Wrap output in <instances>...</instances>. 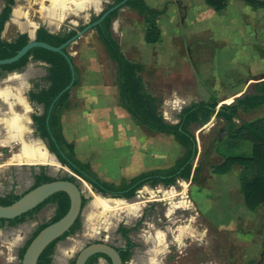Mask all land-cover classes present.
I'll list each match as a JSON object with an SVG mask.
<instances>
[{"label": "rangeland", "instance_id": "374dc122", "mask_svg": "<svg viewBox=\"0 0 264 264\" xmlns=\"http://www.w3.org/2000/svg\"><path fill=\"white\" fill-rule=\"evenodd\" d=\"M109 1L111 3L113 2V0ZM110 2H103L100 9L102 10L104 8L107 10V7L111 6ZM123 7L122 14H124V18H127L131 24L127 29L125 38H121L120 34L127 25H122L123 27H119V29L117 28L114 33L115 37L121 45H124L126 57H128V59H133L135 62H144L146 64L147 67L140 75L142 79L147 82L151 92L169 100L171 104L173 103L172 113H169V110H165V102L161 107L168 122H176L181 110L193 102L216 99L218 101V107L226 104L223 101L233 96L231 90L226 91L228 82L231 88L235 89L240 83L247 81L254 82L259 78L250 75L251 73H249V70H245L248 65L247 62L251 64V60H247V62L243 61L239 51L236 52L235 55L234 50H236V46L234 45L231 47L229 43L222 46L223 48L217 44H210L205 49L203 46H198L199 39L197 40V38L193 36V32H189V42L188 45H186L188 47L186 48L185 55L181 52L183 48H181L179 43L174 45L176 46L174 50L171 40L169 42L167 40L171 38L169 36L174 32L172 28L175 27V23L169 22L167 17L161 22L163 31L165 32L163 34L164 42H159L157 45L146 43L144 39L146 34L144 27L145 23L143 22L144 17L133 16L132 13L126 9L127 7ZM217 24L218 21H214L213 25ZM229 28L236 29L234 25H230ZM95 30L94 28V31ZM87 33L88 31L85 34ZM228 37H231V35H228ZM87 38V40L92 42L93 39L91 35ZM183 39L186 41L185 37H183L182 40ZM202 39L200 41H202ZM177 40L180 41L181 38H177ZM183 45L185 46V42ZM75 48H79V53L73 57L75 66L79 68L80 85L72 88L70 107L64 109L61 113L63 131L65 127L73 136L76 135V133L78 134L79 131H82V134L80 132L82 137L86 136L90 139L91 143H94L95 133L100 131L105 135V138L103 137V142L112 145V150L113 144L118 146L120 142L126 140V142H130L133 153L138 155L139 152L136 150L137 153H135V148L137 149L140 143L143 144L146 141L147 137L144 133L140 135L132 131L133 136L127 141V139L122 137L119 131H117V124H115L114 128L112 126L108 127L107 124H103L105 120L97 114H91L87 120L78 125V123H81V121H79L80 119L86 118L83 117V115L87 116L90 109H96L98 107L99 99L91 94L96 88L94 83L97 78H101V81L105 83L104 89L107 91L108 102L110 103L108 105L111 107L114 105L118 108L119 104L116 95V63L112 61L101 48L94 53V56H90L82 41L74 48H70V51ZM221 48L222 51H220ZM208 55H211V57ZM235 56L237 58L240 57L243 63L236 61L234 65ZM243 56L244 55H242V57ZM91 61L99 64L98 70L94 69L95 66L91 68ZM253 72L255 74V71ZM210 87L212 88L210 89ZM254 91V86H252L247 90V93L251 94L254 93ZM26 93L27 92L24 91L25 98H27ZM21 101H15L16 109L14 108V110L18 113L27 112L30 132L37 138L39 136L38 134L34 135L32 114H42L44 111L43 107L38 104L30 103L29 99L26 100L27 103L25 100ZM240 112L242 111H239L235 117L237 125L263 116L264 107L262 109L252 110L248 113ZM193 130L198 144V154L194 161V169L198 164L202 165V170L198 176V182L193 179H178L174 185L170 186L159 184L153 187L149 184H145L137 192L141 199H143L140 203L137 202L138 208L136 207L132 212L122 209L126 212L128 217L131 214L129 218H134L133 220L127 219L125 213L119 214L121 211L120 209L107 210V208L105 209V206H103L105 204L99 207L94 205L93 201L96 202V204H98L97 201L99 200L101 202L104 201V203L106 201L114 202L113 200H117L116 198L118 197H113L111 195L101 196L100 192L94 189L89 182L83 178L78 179V184L81 186L83 194L88 199L84 206V213L81 216L82 226L79 230H76L56 244V259L63 258L65 264H72L83 246L100 238L111 241L119 246L123 243L122 235L118 232L119 225L121 223H134L135 220L142 218L145 209L149 210L148 219L146 218L144 223L139 225L136 232L134 231L132 233L133 240L139 244L142 243L143 245L148 232L155 233L165 226L171 228L170 224L172 222L175 223L176 227L187 226L190 228L194 225L197 228L195 232L196 237H203L205 233L206 239L210 240L208 244L199 243L200 245L195 249L189 246V248L186 249V251L190 252L188 254L185 252L178 253L175 246H169L170 248L167 255H163V258L158 261L159 264H240L245 257V253H250V251L254 250L251 247V239H248V237L252 236L255 240L261 238L259 241L262 244L264 241V229L258 228L257 224L255 225L253 222L260 223L263 226L264 204L253 213H248L244 210L236 213L235 216L238 217V220L243 222V227H245L244 231L243 228L226 229V233L221 236L219 235V230L205 228L206 225L204 222L207 220L203 213L201 211V213H199L197 210V206L199 207L200 203L203 204L202 199L200 196H196L197 190L201 191L203 185L208 186L206 190H209L208 194L211 195V201L214 203H210L214 216L222 215L224 210H228V212H224L222 216L228 217L229 219L233 207L231 206L232 203H235L237 208L240 206L243 207V205L240 196L241 193L240 195H232V202H229L230 198L228 199V196L226 197L225 189L220 187L222 183L220 184L219 180L217 181L212 178L213 174H217L213 172V166L220 163L223 159L221 155L216 152L217 144L223 141L222 145H227L228 143V128L225 121L213 116L211 121L205 126L199 128L195 125ZM154 137L158 138V140H162L165 146L169 148L171 146L173 150L171 154L166 155L167 159L164 160V167L172 164L176 157L184 152V149L177 144L174 138L160 135H154ZM68 141L75 147L77 136L74 140ZM43 146V150L45 151L47 147L45 144H43ZM22 147L23 142L20 139L11 140L9 142L0 141V196H5L11 192L14 194H23L33 186L34 175L32 171L38 170V167L41 165H31L30 163L22 162L25 160L22 154ZM178 148L180 149L178 150ZM19 157H21V159ZM77 157L80 159L78 155ZM155 161V159H150V157H148L147 166H156L153 165ZM56 166L54 165L51 167L56 168ZM13 172L17 173L18 182L16 186H13L14 183L11 181L12 179L10 177ZM47 172L54 177H59L68 174L70 169L68 168V170H66L64 167H57L56 170H51L49 166ZM194 182H196V184ZM190 185L193 186L192 197L195 199L200 198V203L199 200L198 203L196 200L192 201V197L188 196ZM149 200L155 201L150 202ZM216 202L222 207V212L215 209L214 206H218L215 205ZM194 203H196L197 206ZM92 204L94 205L93 208ZM149 204H152V206H149ZM207 207H209V205ZM56 212L57 204L55 202H48L32 215L27 216L24 222L13 226L8 223L6 227L1 228L0 264H21L22 250L29 239L43 224L51 222ZM226 214L228 216H226ZM130 221L132 222L130 223ZM107 224L112 225L106 227ZM96 231L98 233H95ZM169 235V238L174 239V233L173 235L172 233ZM263 249L264 248H261V250L257 252L260 253ZM141 250L142 248L137 249L139 252ZM254 251L256 252V250ZM257 258L258 257H256L255 260H257ZM255 260L247 264H255Z\"/></svg>", "mask_w": 264, "mask_h": 264}, {"label": "crops", "instance_id": "0c3cea01", "mask_svg": "<svg viewBox=\"0 0 264 264\" xmlns=\"http://www.w3.org/2000/svg\"><path fill=\"white\" fill-rule=\"evenodd\" d=\"M145 1L154 9L162 10L166 8V12L161 16H159L157 20L159 27L161 29V39L160 41H158L157 43H153L152 45H157L159 42L162 41L164 42L163 34L165 32L163 31L161 22H163L162 20L167 17V19H169L168 20L169 22L175 23V27L172 28L174 32L169 36L171 38L167 40L168 42L171 40L174 50L176 47L174 45L176 43H179L181 48H183L181 52L185 55L186 48L188 47L186 45H188L189 42L188 33L193 32L192 33L193 36L196 37L197 40L199 39L198 46H203V48L206 49V47L210 44H214V45L217 44L222 47L225 46V44L229 43L231 47H233L234 45L236 46V50H234L235 55L236 52L239 51V54L241 55L243 61L247 62V60H251V64L247 62L248 65L245 70H249L250 71L249 73H251L250 75H254L259 78L257 79V81L254 82L247 81L240 83L237 85V88L235 89L231 88V85L228 82L226 91L231 90L233 96L223 101L226 104H230L237 97L247 94V90L250 87L264 80V8L251 5L245 2L244 0H229L227 7L220 12L216 11L213 7L208 5L205 0H145ZM103 2L109 3L110 1L109 0H13L12 11L9 19L5 23V28L2 32V37L7 41H14L21 34H27L29 37H31L37 35V30L40 27H44L49 32L55 34L65 33L73 29H79L93 22L95 18L100 16V14L105 10L104 8L102 10L100 9L101 4ZM5 4H6L5 0H0V12ZM114 4H116L115 0H113L111 5ZM125 7H127L126 9L129 12H131L133 16H139L141 18L143 17L137 11L132 10L129 6H124L123 8ZM123 15L124 14H122V7H121L117 18L113 20L111 25V31L114 37H115L114 33L117 28L119 29V27L120 28L123 27L122 25L124 26L127 25V27H125V29H123V31L120 34L121 38L122 37L125 38L127 29L131 24V22H129L127 18H124ZM214 21H218V24L213 25ZM143 22L145 23V18ZM230 25L232 26L234 25V28L236 27V29L233 28L230 29L229 28ZM144 27L146 31L148 27L146 23ZM84 34L81 37H79L77 41L73 42L69 46L68 51L71 53L72 56H76V54L79 53L78 51L79 48L78 49L75 48L72 51H70V48H74L80 41L84 43V47L86 48V51L90 54V56L91 55L94 56V53H96V51L99 48L103 49L104 53H106L103 44L98 38L97 30L94 31L93 28L91 30H88L87 34L85 35ZM89 35L92 36L93 39L92 42H90V40H87L88 39L87 37ZM228 35H231V37H228ZM183 37L186 38V41L184 39L182 40ZM177 38H181V40L178 41ZM201 39L202 41H200ZM184 42H185V46L183 45ZM222 48L220 49V51H222ZM121 49L123 53L126 55L123 44L121 45ZM106 55L108 54L106 53ZM242 55L244 56L242 57ZM208 56L211 57V55ZM208 56L206 57L209 58ZM236 61L242 62L240 60V57L237 58L235 56L234 65ZM141 63L145 65V68L147 67L144 62ZM90 65L91 68L95 66L94 69L98 70L99 67L98 63H94L91 61ZM49 67L50 65L48 63L31 57L27 65L21 70L0 71V91H1L0 94L3 93L4 95H7L6 98L8 99V102H11L12 98L13 100L17 99L18 101L25 100L26 102L27 99H29L30 101L31 100L30 91L35 89L37 85L42 87L47 84L45 81V77L48 74ZM253 71H255V74ZM20 78L24 79V87L22 90H20V86L18 84L19 80H21ZM78 85H80V82ZM94 86L96 88L94 89V91L92 90L93 92H91V94L99 99L98 107L96 109L93 108L90 109L87 116L83 115V117L86 118L80 119L79 121H81V123H78V125L82 124V122L87 120L91 114H97L98 116L102 117V119L105 120L103 124L104 123L107 124L108 127L112 126L114 128L115 124H117L118 126L117 131H119L120 135L125 139H127V141L128 139H130L131 136H133L132 131L135 134L138 133L140 135L144 133L147 137L146 141L143 144L140 143L137 146V149L135 148V153L139 152V154L137 155L133 153L129 141L126 142V140H124L123 142H120V145L118 146L113 144V150H112V145H108L103 142V137L105 138L103 132L98 131L97 133H95L94 143H91L89 138H87L86 136L82 137L81 135L82 131L78 130L79 133L78 134L76 133V135L73 136V134L67 131L66 128L64 127L63 132L67 140H72V139L74 140L77 136V143L75 145V151L77 152V155L80 157L81 161L83 160V162L89 163L93 171L97 173L98 176H100L101 178L103 177L104 180L106 179L107 181L110 182L119 183L124 178L131 179L133 177L140 175L141 173L153 169L171 167L174 165L175 161L184 154L185 148L181 146L173 136H169L161 133L149 132L146 127L142 125H138L134 122L133 118L127 112V110H125L120 105L117 83H116V95H117V102L119 104L118 108L115 107L114 105L112 107L108 105L110 103L108 102L107 91L104 89L105 83L101 81V78H97L95 80ZM211 88L212 87H210V89ZM24 91L27 92L26 93L27 98H25ZM154 95L161 98L159 101L160 111L162 112L161 107L162 104H164L165 102L166 104V106L164 107L165 110L166 111L169 110L168 112L172 113L173 103L171 104L169 100L163 98L160 95L157 94ZM173 102H174V98H173ZM30 103L32 102L30 101ZM38 105L42 106V104H38ZM263 107L264 105L260 106L257 109H262ZM240 113H245V112H240ZM163 116L165 118L164 113ZM154 135L172 137L175 139L177 144H179L180 147L184 149V152L180 156L176 157L175 161H173L172 164L168 165L167 167L163 166L164 160L167 159L166 155L171 154L173 150L171 146L170 148L168 146H165L163 141L158 140V138H155ZM179 149L180 148H178V150ZM112 152H113V157H112ZM148 157H150V159L156 160L155 163L153 164L156 166L153 165H152L153 167L147 166ZM242 171H243L242 167L236 166L226 174H213L214 176L212 175L213 179L217 181L219 180L220 184L222 183L220 187L225 189L226 197L228 196L227 198L228 199L230 198L229 202H232L231 201L232 195L234 194L240 195L241 193L240 196L242 199L243 207L240 206L239 208H237L235 206V203H232L231 206L233 207H232L231 215H229L231 216L229 219L228 217L226 218L222 216L224 212H228V210H224L222 215H218V216L213 215L211 210L212 205L210 204L212 202L211 195L208 194L209 190H206L208 189V186L203 185L201 191L197 190L196 196H200L203 204L200 203L201 202L200 198L195 199L192 197L193 186L190 185L189 187L190 189L188 190L189 191L188 196L192 197L191 198L192 201L196 200L198 203L199 200L200 203V205L198 204L199 207L197 206L196 203L194 204H196L198 212L199 213L202 212L207 220L206 221L207 223L204 222V224L206 225L205 228L207 229L214 228L216 230H219V235L221 236L222 234L226 233V229L228 230V229L243 228L244 231L245 227H243L242 224L243 222L238 220V217L235 216L236 213H239L242 210L248 213L254 212L249 210L245 205V201L241 192ZM194 183L196 184V182ZM149 201L153 202L155 200H149ZM208 205L209 207H207ZM215 205H218V206H214L215 209L222 212V207L220 206V204H217L216 202ZM149 206H152V204H149ZM122 212L124 211H120L119 214ZM148 212H149L148 209H145V212H143L145 216L143 214L141 218L143 219L142 223H144V220L146 218L148 219ZM226 216L228 215L226 214ZM126 218L129 220L134 219V218H129L128 216ZM131 222L132 221H130V223ZM253 223L255 225L257 224L258 228L264 229V224L262 226L260 223L259 224L256 222ZM132 224L130 227L134 229L132 231L133 233L134 231L136 232V230L139 227L135 228L134 223ZM170 227L171 228L169 227L167 228L165 226L164 228H160L159 230H157L155 233L148 232L143 245L142 243L139 244L138 242L134 241L133 238H131V240L136 244V246L134 247L135 249L134 258L130 259L126 264H159L158 261L161 258H163V255H167L168 250L170 248L169 246H175L177 248L178 253L185 252L188 254L190 252L186 251V249L189 248V246L195 249L200 244L210 243V240L206 239L205 233L203 237L200 238L196 237L195 232L197 228L194 225L190 228L187 226L176 227L175 223L172 222L170 224ZM169 232L172 233V235L173 233L175 234L174 239L169 238L170 236ZM248 239H251V244H252L251 247L252 249L256 250V252L260 251L261 248H264V241L262 242V244L259 241L261 238L255 240L251 236L248 237ZM125 241L126 239L123 238L122 244H124ZM109 242L111 244H115L111 241ZM138 248H142V250L139 252L137 251ZM254 250L250 251V253H245V257L240 264H247L249 262H252L256 259V257L258 258L257 260H255L256 261L255 264H264V249L260 253L259 252L256 253ZM94 264H109V259L102 256L99 257Z\"/></svg>", "mask_w": 264, "mask_h": 264}, {"label": "trees", "instance_id": "16d2710c", "mask_svg": "<svg viewBox=\"0 0 264 264\" xmlns=\"http://www.w3.org/2000/svg\"><path fill=\"white\" fill-rule=\"evenodd\" d=\"M6 4L0 12V59L14 56L30 37L27 34H21L14 41L3 39L2 32L5 23L10 17L13 0H5ZM122 0H116L119 3ZM208 5L216 11H223L229 0H205ZM245 2L264 8V0H244ZM112 6V5H111ZM109 6V7H111ZM125 6L137 11L145 18L147 24L145 41L153 44L161 39V29L158 24V18L166 12V8L157 10L152 8L145 0H128ZM108 7V8H109ZM120 8L114 10L95 27L98 38L103 44L109 58L117 65L116 83L119 93L120 105L127 110L134 122L142 125L152 133H161L173 136L176 141L185 148L184 154L175 161L174 165L168 168L153 169L131 179H122L119 183L110 182L102 179L93 171L89 163L82 162L76 154L74 145L69 142L63 132L61 113L64 109L70 107V97L72 88L80 82L79 70L75 66L76 78L71 89L65 91L56 101L50 112V105L54 98L73 80L70 62L60 52L51 51L42 47H34L19 60L5 65H0V71H15L23 69L30 61L31 57L44 61L50 65L48 74L45 77L46 85L30 91V99L44 106L42 114H35L33 119L36 123L37 130L41 137L49 142V147L54 152L61 163L73 171L76 175L89 182L94 189L104 194H112L114 197L131 198L136 195L137 191L145 184L157 186L174 185L178 179L190 180L191 178L198 182V176L202 170V165L198 164L194 169V161L198 154V144L193 127L199 128L209 123L213 116L223 119L228 128V143L219 142L216 152L223 158L222 161L213 166V172L217 174H226L235 166L243 168L241 174V192L245 205L251 210H257L264 204V116L254 118L248 122L237 125L235 117L239 111L248 113L264 105V80L254 85V93L245 94L237 97L230 104H223L218 107L216 99L202 100L193 102L185 106L178 115V121L171 123L166 121L163 113L160 111L159 97L154 95L148 88V84L141 77V72L145 70V65L141 62H135L126 57L123 53L119 42L115 39L111 31L113 20L118 16ZM106 9L100 14V16ZM93 21H96L98 18ZM73 29L65 33H51L46 28L40 27L37 30V40L49 43L53 46H60L72 38L76 33L83 29ZM68 51V49H65ZM74 62V57H70ZM49 118V122L47 119ZM59 179L49 175L45 169L35 175V183L32 188L46 182ZM61 179L79 182L76 176L66 174ZM26 191V192H27ZM25 192V193H26ZM23 193V194H25ZM23 194H14L13 192L0 196V204L9 205L19 199ZM88 199L83 196V207ZM48 202L57 204V212L51 222L43 224L29 239L22 250V257L26 248L32 239L47 225L63 217L70 207V197L60 191L33 210L22 214L14 219L0 218V228L6 223L13 226L25 221L27 216L32 215ZM81 228L80 218L75 222L72 228L63 236L53 241L41 254L38 264H51L55 252L56 244ZM133 228H127L121 224L118 232L126 239L125 247H118L124 263H127L133 254V248L136 244L129 238V233ZM106 257L103 254L93 255L87 264H94L99 257ZM109 259V258H108ZM75 263V260L72 264Z\"/></svg>", "mask_w": 264, "mask_h": 264}, {"label": "water", "instance_id": "95a60500", "mask_svg": "<svg viewBox=\"0 0 264 264\" xmlns=\"http://www.w3.org/2000/svg\"><path fill=\"white\" fill-rule=\"evenodd\" d=\"M127 1L128 0H122L121 2L116 3L112 5L111 7H109L100 16V18H98L96 21H93L87 24L83 29L79 30L76 33V35H74L72 38H70L65 43L61 44L60 46H53L49 43L38 41L36 37L37 35L31 36L29 42L26 45H24L14 56L10 58L0 59V65L10 64V63H13L19 60L21 57L27 54V52L30 51L34 47H42V48H45L51 51L60 52L64 56H66V58L70 62L73 80L69 86H67L64 90H62L54 98L53 102L50 105V112H51L56 101L65 91L71 89L75 81V78H76L75 64L70 58L72 55L69 51H66L65 49H68L69 46L73 42H75L79 37H81L88 30H91L95 28L97 25H99L106 18V16L109 15L111 12H113L114 10L118 8L125 6ZM47 122H49V118L47 119ZM36 139L39 140L40 143L42 144V147H44L43 139L41 137H37ZM45 151L48 154V156L51 158V162H40V161L32 162L30 160L29 161L24 160L22 162H27V163H30L31 165H49L51 170H56L57 167H64V169L68 170V167H65L61 163L58 156L54 152H52L48 148H45ZM54 165L55 166L57 165L56 168L51 167ZM69 173L71 175L76 176L77 179H81V177L76 175L73 171L70 170ZM60 191L66 192L70 197L69 210L59 220L44 227L32 239V241L26 248V251L21 259V264H38V260L41 254L43 253V251L47 248V246H49L53 241H55L56 239L63 236L66 232H68L72 228V226L75 224V222L83 215L84 213L83 190L77 182L59 178L54 181L42 183L32 188L31 190L23 194L19 199L14 201L12 204H9V205L0 204V218L14 219L18 216H21L24 213L29 212L30 210H33L38 205L43 203L46 199H48L50 196ZM100 194L101 196H104V193L100 192ZM117 199H122L123 201H130L134 203H137V202L140 203L141 201H143V199H141V197L138 194H136L135 196L131 198L120 197ZM122 213H125V212H122ZM121 247H125V245ZM96 254H103L107 256L109 258V264H126L123 262V259L120 255V252L117 246L105 240H101V239H99L98 241L90 242L87 245L83 246L81 250L79 251V253L77 254L74 264H87L88 260L93 255H96ZM133 258H134V254H132L131 256V259ZM55 262H56V255H54L51 264Z\"/></svg>", "mask_w": 264, "mask_h": 264}, {"label": "bare ground", "instance_id": "6f19581e", "mask_svg": "<svg viewBox=\"0 0 264 264\" xmlns=\"http://www.w3.org/2000/svg\"><path fill=\"white\" fill-rule=\"evenodd\" d=\"M20 79L21 80H19L18 84L20 86V90H22L24 87V79L23 78H20ZM2 94H0V125L2 124L0 126V141L4 139L3 138L4 129H7L8 131H10V135L15 140L17 139L22 140L23 142L22 154L25 160H28V161L30 160L32 162L34 161L51 162V158L48 156L46 151L43 150V147L40 141L37 140L36 138H33L31 133L28 130L29 119H28L27 112L25 111L24 113H18L17 111H15L14 110L15 104H16L15 101H17V99L13 100L12 98L13 101L11 100V102H8V99L6 98L7 95H4V94L2 95ZM19 158L21 159V157ZM113 201L114 202L106 201L107 203L106 202L104 203V201L101 202L99 200L97 201L98 204H96V202L94 201H93V204L98 207L102 204H105L103 206H105V209L107 208V210H113V209L119 210L120 209L121 211H123L122 209H126L130 212L134 211V209L138 205L137 203L130 202V201H123L121 199H117ZM93 204H92V208L94 207ZM129 217H131V214ZM110 225L107 224L106 227H109ZM95 233H98V232L96 231ZM55 264H65L64 259L63 258L56 259Z\"/></svg>", "mask_w": 264, "mask_h": 264}, {"label": "flooded vegetation", "instance_id": "af4514ba", "mask_svg": "<svg viewBox=\"0 0 264 264\" xmlns=\"http://www.w3.org/2000/svg\"><path fill=\"white\" fill-rule=\"evenodd\" d=\"M160 97H159V101H160ZM31 102H32V104L34 103L35 104V102H33L32 100H30ZM35 115V113L34 114H32V120H33V128H34V135L35 134H38V136L39 137H41V135L39 134V132H38V130H37V126H36V123H35V121H34V119H33V116ZM29 119V118H28ZM28 124H29V122H28ZM2 125V124H1ZM0 125V126H1ZM4 129V128H3ZM28 130H29V132H30V127H29V125H28ZM31 133V132H30ZM3 142H9V141H11V140H15L11 135H10V131H8L7 129H4V132H3ZM32 135V134H31ZM33 138H35L34 136H32ZM42 139H43V142H44V144H45V146L50 150V147H49V142H48V140L47 139H45V138H43V137H41ZM33 168H36V167H33ZM39 169L38 170H34V171H32V174L34 175V182H33V184L35 183V175L36 174H38V173H40L41 172V170L42 169H45L46 170V172H47V170L49 169V166H45V165H41V166H39L38 167ZM48 173V172H47ZM49 174V173H48ZM50 175V174H49ZM52 176V175H51ZM11 177V181L14 183L13 184V186H16V183L18 182L17 180V173L16 172H13L12 173V175L10 176ZM54 177V176H53ZM61 177H63V176H59L58 178H61ZM138 192V191H137ZM137 194V193H136ZM104 195H111V196H113L112 194H104ZM85 196V195H84ZM86 197V196H85ZM114 197V196H113ZM118 198H120V197H118ZM80 220H81V226H82V219H81V217H80ZM142 220L143 219H138V220H135V222H134V226H135V228H138L139 227V225H141L142 224ZM7 224L8 223H6L2 228H4V227H6L7 226ZM122 224V223H121ZM120 224V225H121ZM119 225V226H120ZM123 225L125 226V227H127V228H129L130 226H131V224H125V223H123ZM133 225V224H132ZM134 226H132V227H134ZM131 228V227H130ZM1 229V228H0ZM134 230V229H133ZM132 230V231H133ZM132 231L129 233V238L131 239L132 238V236H131V233H132ZM101 240H105V239H102V238H100ZM99 239H96V241H98ZM106 241V240H105ZM107 242H109V241H107ZM110 243V242H109ZM126 243H127V241H125V243L124 244H121V245H119V246H117L116 244H113V245H115V246H117V248L118 247H121V246H123V245H126ZM55 252H56V247H55ZM55 252H54V254H53V257H54V255H55ZM134 252H135V249L133 248V254H134ZM53 257H52V260H53Z\"/></svg>", "mask_w": 264, "mask_h": 264}]
</instances>
